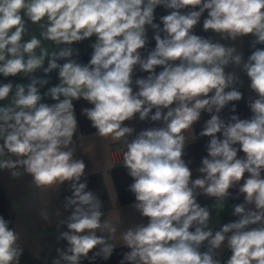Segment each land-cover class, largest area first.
I'll return each instance as SVG.
<instances>
[{"label":"clouds","instance_id":"1","mask_svg":"<svg viewBox=\"0 0 264 264\" xmlns=\"http://www.w3.org/2000/svg\"><path fill=\"white\" fill-rule=\"evenodd\" d=\"M160 5L173 10L161 17L163 29L153 23L154 10ZM189 6L199 10L181 14ZM205 10V31L233 41L251 34L253 48L264 44V0H0V74L31 76L43 68L47 75L58 69L60 79L45 93L57 103H41L37 85L42 87L48 80L33 77L28 85L17 84L10 105L0 107V156L7 152L18 157L0 160V169L23 166L41 190L71 182L73 196L66 198L65 208L74 210L61 221L68 230L57 236L68 247L57 249L59 258L52 264H80L96 248L99 251L93 259L102 256L107 260L116 247L97 235L98 229L115 233L116 228L101 222V200L86 191V180L79 182L86 165L73 158V138L78 131L73 101L81 98L94 105L82 109V114L96 134L125 141L123 166L134 180L129 186L136 198L133 207L149 218L147 225L123 233L124 246L131 251L124 254L121 264H221L214 252L225 241L232 253L226 264H264V50L256 49L245 62L235 47L192 34ZM23 16L33 23L46 19L41 36L57 45H69L53 52L46 68L48 53L43 49L39 56L35 53L40 39L33 36L22 42ZM146 26L157 32L156 47L142 58L139 50L148 42ZM160 31L165 33L163 38ZM93 35L97 39L91 45V59L82 65L72 59L79 53L71 45ZM61 59L67 62L58 64ZM230 64L242 67L258 98L249 102L251 119L233 115L225 123L218 114L229 102L242 99L235 87L239 75L225 71ZM137 65L149 75L133 81ZM157 66L163 68L159 74ZM133 83L139 89L136 92ZM12 91V83L0 84V101ZM202 111L216 114L199 134L211 139L208 156L198 169L201 177L192 180L182 159L183 132L193 128ZM136 114L141 121L162 120L164 127L142 130L128 142L134 129L122 124ZM237 144L239 148L234 147ZM238 151L245 153L244 158H237ZM245 173L249 176L239 187L245 203L234 206L239 219L213 233L208 227L210 212L197 203V195L225 201L229 189ZM11 175L18 178L21 173L12 171ZM246 204L255 210H246ZM219 206L223 209L224 204ZM41 216L49 219L44 210ZM19 239L0 217V264H20L23 248ZM205 241L208 251L202 253L199 249Z\"/></svg>","mask_w":264,"mask_h":264},{"label":"crops","instance_id":"2","mask_svg":"<svg viewBox=\"0 0 264 264\" xmlns=\"http://www.w3.org/2000/svg\"><path fill=\"white\" fill-rule=\"evenodd\" d=\"M199 10L189 6L181 9V14H187L189 11ZM173 11L167 9L163 5L157 6L154 10L153 23L159 25L163 29L161 17L169 15ZM23 15V14H22ZM208 18V11L205 10L201 15L198 24L192 29V34L211 39L213 42H220L226 46L235 47L237 53L242 52L244 61L256 50H264V44H256L255 48L252 47V42L255 37L251 34L238 38L235 41L230 39L221 40L220 36L212 30L205 31L203 28L204 20ZM25 22V32L22 35V42L29 41L33 36L40 39L41 44L35 49L37 56L41 54V50L48 53L45 58L44 68L48 66V59L51 58L53 52H59L61 48L69 47V45H57L51 40L44 39L41 32L44 31L43 25L47 23L46 19L39 23H33L27 16H23ZM157 34L156 30L150 26H146L147 44L145 48L140 49L142 58H147L148 54L156 47L154 36ZM161 38L165 36L163 31L159 32ZM96 36L85 39L78 43H73L71 47L78 50V55L74 54L72 59L76 60L82 65H87L91 59L93 48L91 45L95 43ZM67 60L61 59L57 63L63 65ZM176 64L179 61L174 62ZM163 71L161 66L155 69L156 74ZM226 72H231L239 75V80L235 84L238 91L242 93V99L239 101H231L225 106L224 109L218 114L225 123L231 122L233 115L238 116L242 120L251 119L253 113L249 107V102L258 98L256 92L251 87V80L243 71L241 66L230 64L225 69ZM148 72H143L137 65L133 72V81L138 78H146ZM46 79L48 83L44 86L37 85L40 95L43 97L41 103L54 104L50 96L45 93L54 86L60 83L58 69L53 70L47 75L44 73L43 68L37 69L31 76L24 73L17 76L4 77L0 74V84L12 83L13 91L9 94L8 98L0 101V107L10 105L17 84L28 85L31 78ZM133 92L138 91V87L133 83ZM226 89L225 91H230ZM211 95V94H210ZM63 97H61V100ZM74 112L78 122V131L74 136V159L83 160L86 167L84 176L81 177L80 183L87 181L86 191L92 192L96 195L102 203L101 211L103 216L101 222L107 221L109 225L116 228V232L112 233L109 229L105 228L103 231L99 229L97 235L104 236L107 242L115 245L112 255L109 259L105 260L102 256H96L93 259L94 253L99 251V248L93 249L88 253L87 258H82L80 264H121L124 259V254L131 250L124 246L123 233L129 228L137 225H147L149 218L142 216L135 207L136 202L134 193L129 191V186L134 182L133 178L128 175V169L123 166V154L127 150L125 141H112L111 138H104L96 134V129L92 127L91 121L82 114V109L92 108L94 105L90 104L83 98L73 101ZM235 106L236 111L233 112L232 108ZM167 109H164L166 114ZM155 113V109L151 114ZM216 114L201 112L200 119L193 125V128L184 130L185 136V149L182 159L190 168L192 172L191 179L195 180L201 177L198 171L202 167V159L208 156L207 145L211 137L200 136L203 131L205 123L211 118V115ZM122 126L131 127L134 132L131 136H127V141L130 142L142 130L150 128L164 127L163 121L153 122L151 119L141 121L139 115L136 114L131 120L124 121ZM194 135L196 139L194 140ZM219 139H223L222 133L216 134ZM3 140H0V145ZM234 147L239 148L237 144ZM245 153L238 151L237 158H244ZM18 157L11 153H5L0 156V160H13ZM12 171H19L21 175L18 178H13ZM249 174L245 173L244 178L241 179L239 184L229 189V197L225 201H218L215 197H209L204 194H198L196 199L201 207H207L210 212L208 227L215 233L219 231L221 226L227 222H235L239 219L234 215V206L244 204V195L239 193V187L243 184L244 179L248 178ZM264 177V172L261 173ZM199 193V190H197ZM73 191L71 189V182L66 181L64 184L54 185L51 188L41 190L34 186L31 175L24 172L23 166H18L15 169L3 168L0 169V217H3L9 222V228L14 229L19 234L18 244L23 248L20 257V264H52L54 259L59 258L57 249L66 250L68 247L67 241L61 239L57 240L60 232L67 231L66 224L61 221L67 220L72 214L74 208H65L66 198L72 197ZM224 204L223 209L219 206ZM246 210H255L254 205H245ZM47 212L49 217L45 220L41 216V211ZM259 225H252L250 227H258ZM194 231V228H190ZM99 247V246H98ZM227 241L221 248L216 249L214 258L219 259L227 249ZM202 253L208 251V243L205 241L200 249ZM232 253H230V256ZM64 264V262H62ZM124 264H128L127 261Z\"/></svg>","mask_w":264,"mask_h":264},{"label":"built area","instance_id":"3","mask_svg":"<svg viewBox=\"0 0 264 264\" xmlns=\"http://www.w3.org/2000/svg\"><path fill=\"white\" fill-rule=\"evenodd\" d=\"M231 221H227L225 222L223 225L230 223ZM222 225V226H223ZM229 235H231V233H229ZM230 253L231 250L227 247L225 253L222 255V257H220L218 260L221 261V264H226L227 260L230 258Z\"/></svg>","mask_w":264,"mask_h":264}]
</instances>
